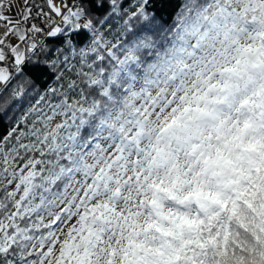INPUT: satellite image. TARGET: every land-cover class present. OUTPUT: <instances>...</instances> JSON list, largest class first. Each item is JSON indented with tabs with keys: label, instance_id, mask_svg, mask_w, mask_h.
Listing matches in <instances>:
<instances>
[{
	"label": "snow or ice",
	"instance_id": "6c2138e0",
	"mask_svg": "<svg viewBox=\"0 0 264 264\" xmlns=\"http://www.w3.org/2000/svg\"><path fill=\"white\" fill-rule=\"evenodd\" d=\"M89 2L96 10H102V14L81 24L79 20L86 10L78 5L74 10L66 3L57 5L54 0H46L49 12L41 8L33 15L29 0H24L20 19H14L6 15V11L12 9V0H0V264H24L19 245L29 239L24 233L32 231L25 221L53 206L49 196L60 195L53 189L62 179L87 168L71 151L80 141L82 132L89 139L95 138L89 127L96 136L105 129L122 132L123 125L130 123L125 116H141L149 107L161 102L163 90L161 95H150L161 73L178 79L184 74L185 58L193 57L197 50L216 42L224 45L218 55L226 57L228 46L244 31L240 25L249 17L264 29V0H207L200 7H189L186 3L178 14V17L183 15V19L178 21L177 43L167 55L147 66L142 85L136 89L132 69L141 66V53L153 46L144 30L156 17L149 9L156 8L157 0ZM234 3L240 7L234 8ZM54 17H59V22ZM30 19H42L43 26L32 23L25 27ZM83 30L91 34L90 38ZM41 33L48 37H58V34L65 37L64 48L56 49V58L47 67L32 63L38 49L46 50L43 41L35 39ZM69 34L82 37L87 43L78 49ZM254 38L262 41L260 48L238 50L239 55L230 66L222 68V93L230 90L234 83L252 79L256 73L264 76V56H261L264 31ZM192 40L194 44L189 43ZM206 72L207 64L202 63L201 71L192 73L197 78L193 87L197 83L206 84ZM53 75L58 87H48L43 93L28 91L34 82L45 83L42 78ZM180 84L183 86L184 81L180 80ZM138 101H143L139 107ZM164 102L172 103L171 100ZM110 106L119 107L115 117ZM8 111H20L23 115L14 116L16 126H10L5 132L3 117ZM183 111L193 110L185 107ZM77 113L96 117V123L92 125L91 120L83 116L75 123ZM57 115L64 119L56 124L51 137H41L42 128H47ZM33 116L36 119L29 125L27 121ZM113 120L122 121L121 126L116 128L115 123L109 122ZM73 126L75 132L62 134ZM86 146L87 140L81 147Z\"/></svg>",
	"mask_w": 264,
	"mask_h": 264
},
{
	"label": "trees",
	"instance_id": "16d2710c",
	"mask_svg": "<svg viewBox=\"0 0 264 264\" xmlns=\"http://www.w3.org/2000/svg\"><path fill=\"white\" fill-rule=\"evenodd\" d=\"M74 3L86 10L83 16L86 20L89 18H99L102 10H96L89 0H64ZM207 0H176L174 4H165L163 7L149 9L156 16L162 14L170 21L181 12V8L187 3L189 7H200ZM39 5L40 8H36ZM33 8V15L36 11L42 10L49 12L46 0H29V5ZM127 7V4H125ZM195 15V13H193ZM37 20H29L25 27H30ZM58 22V21H57ZM253 21L249 17L245 27ZM105 28L108 25L104 26ZM81 31V30H77ZM87 33V30H83ZM90 38V33H87ZM73 39L76 48H81L87 43L82 37L69 34ZM65 37L58 34V37L43 36L42 41L46 50H37V55L32 57V63L39 64L41 67H47L48 63L56 58V49L64 48ZM195 40H192L194 42ZM51 72V68L48 69ZM87 71V69H85ZM31 80V77H29ZM45 83L34 82L28 87L31 93L38 90L43 93L48 87H58L54 83L55 76L51 78L43 77ZM75 79V77H73ZM15 83V81H13ZM137 85L135 88L139 89ZM154 94V93H153ZM99 99V97H97ZM142 101L137 102V107ZM113 108V117L119 111L118 106ZM105 114V113H101ZM20 111H8L3 117L4 131L7 132L10 126L15 127L14 116H21ZM83 116L84 119H90L92 125L96 123V117H89L87 114L77 113V121ZM130 123L123 125V130L128 128L136 129L141 127V116L135 114L125 116ZM36 117H30L27 123L32 124ZM64 117L57 115L55 119L49 122L47 128L41 127V137L49 135L56 124L60 123ZM139 121V123L137 122ZM115 123L116 128L121 126L122 121H109ZM67 131L75 132V126L65 130L62 134L67 135ZM92 133V139H89L82 132L80 141L71 151L77 154V157L83 161L87 168H81L75 171L71 176L62 179L59 185L53 189L59 192L57 197L49 196L53 201V206L42 209L30 221L26 220L32 231H26L24 235L29 239L22 241L19 245L21 254L25 257L24 264H69V261L82 264L84 256L92 264L91 258L99 241L103 240V232L108 224L103 219L102 208L106 204L104 201L90 203L89 200L101 182L104 181L105 191L111 192L108 186V180L104 178L105 165L109 157L113 154L110 147L113 145H122L127 138L123 131L118 132L115 129H105L99 136L89 127ZM88 141V146L81 147ZM37 142V141H33ZM9 163H12L9 161ZM15 165H13L14 167ZM66 186V187H65ZM214 194L211 199H220L217 208L213 211L207 210L201 213L196 210V218L192 226V231L184 233L183 239L172 240V238H160L167 232V225H154L157 215L151 213L150 226L146 228V233L137 235L133 233L132 253H127L123 260L129 258L127 264H264V161L258 163L251 169V174L240 186L233 187L232 190L225 189V196ZM39 201H37L38 203ZM140 203V202H138ZM141 206L138 205V208ZM148 209H151L148 207ZM158 217L159 214H158ZM72 219L74 235L67 243L60 235L62 229L67 230L66 225ZM100 228V229H99ZM85 242V247L82 244ZM165 242V246H163ZM176 245H173V243ZM65 243V244H64ZM168 244V246L166 245ZM65 251V253L63 252ZM113 254V252H112ZM114 255V254H113ZM121 261V260H119ZM101 264H106L103 261ZM124 264V261L122 262Z\"/></svg>",
	"mask_w": 264,
	"mask_h": 264
},
{
	"label": "rangeland",
	"instance_id": "374dc122",
	"mask_svg": "<svg viewBox=\"0 0 264 264\" xmlns=\"http://www.w3.org/2000/svg\"><path fill=\"white\" fill-rule=\"evenodd\" d=\"M54 2L57 5L66 3L69 7L74 5L64 0ZM12 5L6 15L11 16L14 10L24 6V2L12 0ZM233 7L240 6L234 3ZM54 18L59 22V17ZM86 21L82 16L79 23ZM35 23L42 25V19ZM240 27L244 31L239 37L250 33L256 36L264 30L255 22L247 27L242 23ZM43 36V33L38 34L35 39L41 41ZM159 111L160 107H157L156 112ZM138 128L132 129L131 138L126 137L125 143L110 147L113 154L103 173L111 192L105 191L102 181L89 200L90 203L106 202L102 212L108 224L106 230L102 229L103 240L92 253V264L103 261L127 264L129 258L123 260V257L132 253V235L146 233L151 213L157 215L154 225H167V232L158 236L160 243L168 237L181 241L184 233L192 231L198 207L203 209L201 213L213 211L220 201L211 199L214 194L223 192L221 196H225V189L232 190L245 182L251 169L264 161V76L256 73L252 79L234 83L230 90L212 101L209 114L195 118L184 131L157 146L151 156L147 148L149 139L137 132ZM238 144L240 149L236 148ZM205 152L208 153L206 157ZM193 155L197 157L195 164L189 162ZM202 157L203 167L197 168ZM224 169L227 174L232 173L233 178H218ZM158 191L165 192V198L160 194L155 196ZM73 225L71 219L66 232L65 228L61 231L60 237L68 244L74 239ZM85 242L81 244L84 247ZM82 260V264L90 261L86 256ZM69 264L80 263L69 261Z\"/></svg>",
	"mask_w": 264,
	"mask_h": 264
},
{
	"label": "clouds",
	"instance_id": "9594fccd",
	"mask_svg": "<svg viewBox=\"0 0 264 264\" xmlns=\"http://www.w3.org/2000/svg\"><path fill=\"white\" fill-rule=\"evenodd\" d=\"M175 2L176 0H157L156 6L163 7L165 4H174ZM182 19L183 15L178 17L177 14L169 21L162 14L161 16H156L146 26L144 32L153 41V46L151 49L144 50L141 53V66L132 69L136 76L135 87L142 85L147 66L167 55L177 43L178 21ZM254 37L250 33L248 36L236 39L234 43L228 46L226 57L218 55V50L223 49L224 45L216 42L210 46H204L197 50L193 57L184 59V74L176 80L171 79L167 73H161L158 84L150 92V95L155 97L161 95V90H163L161 102L155 107H149L146 114H141V127L137 129V132H142L149 139L147 145L149 156L162 142L166 143L169 139L188 128L190 122L195 118L209 114V105L216 97L222 94V91H220L224 84V79L220 75L222 68L230 66L233 58L239 55L238 50L241 52L245 50L255 51L260 48L258 40ZM189 43L194 44L195 41H190ZM261 56H264V50L261 51ZM201 58H203L202 61ZM202 63L207 64V72L204 78L206 84L197 83L193 87V83L197 78L192 73L201 71ZM180 80L184 81L183 86H181ZM181 97H186V99H181ZM167 100H171L172 103H165L164 101ZM157 107H160L159 112H156ZM185 107L193 111L184 113ZM196 108L201 109V111H194ZM174 120L175 122H173ZM131 132L132 128H128L126 131L123 130V134L126 137H129ZM207 155L208 153L205 152L204 157ZM196 159L197 157L193 155L190 157L189 162L195 164ZM196 167H203V157L201 158V163L197 164ZM184 194H187V192Z\"/></svg>",
	"mask_w": 264,
	"mask_h": 264
},
{
	"label": "water",
	"instance_id": "95a60500",
	"mask_svg": "<svg viewBox=\"0 0 264 264\" xmlns=\"http://www.w3.org/2000/svg\"><path fill=\"white\" fill-rule=\"evenodd\" d=\"M253 153H254V152L252 151L251 154H253ZM226 175H227V170H224V176H226ZM229 176H230L231 178H233V174H232V173H230ZM157 194H160L163 198H165V196H166L165 192H163V191H158V192H155V193H154L155 196H157ZM168 201H171V199L168 198ZM198 210H199L200 212L203 211V209H202L201 207H198Z\"/></svg>",
	"mask_w": 264,
	"mask_h": 264
},
{
	"label": "crops",
	"instance_id": "0c3cea01",
	"mask_svg": "<svg viewBox=\"0 0 264 264\" xmlns=\"http://www.w3.org/2000/svg\"><path fill=\"white\" fill-rule=\"evenodd\" d=\"M24 2V0H23ZM63 3V2H62ZM25 7V4L24 6H21V7H18V9L14 10V12L12 13L11 17H13L14 19H20V15L19 13L21 12V10Z\"/></svg>",
	"mask_w": 264,
	"mask_h": 264
},
{
	"label": "flooded vegetation",
	"instance_id": "af4514ba",
	"mask_svg": "<svg viewBox=\"0 0 264 264\" xmlns=\"http://www.w3.org/2000/svg\"><path fill=\"white\" fill-rule=\"evenodd\" d=\"M236 148L240 149V145L238 144V146H237ZM224 170H226V169H224ZM224 170H223V172H222L221 175H218V176H217L218 178H219V177L221 178V176L225 177V176H224ZM226 176H227V178H231V177L229 176V174H227Z\"/></svg>",
	"mask_w": 264,
	"mask_h": 264
},
{
	"label": "built area",
	"instance_id": "2783aa9c",
	"mask_svg": "<svg viewBox=\"0 0 264 264\" xmlns=\"http://www.w3.org/2000/svg\"><path fill=\"white\" fill-rule=\"evenodd\" d=\"M73 8L75 7V5L72 6Z\"/></svg>",
	"mask_w": 264,
	"mask_h": 264
}]
</instances>
